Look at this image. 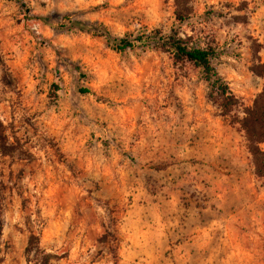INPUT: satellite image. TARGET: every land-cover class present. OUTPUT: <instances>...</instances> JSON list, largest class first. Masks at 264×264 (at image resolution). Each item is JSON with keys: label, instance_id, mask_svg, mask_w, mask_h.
Masks as SVG:
<instances>
[{"label": "clouds", "instance_id": "1", "mask_svg": "<svg viewBox=\"0 0 264 264\" xmlns=\"http://www.w3.org/2000/svg\"><path fill=\"white\" fill-rule=\"evenodd\" d=\"M0 264H264V0H0Z\"/></svg>", "mask_w": 264, "mask_h": 264}]
</instances>
